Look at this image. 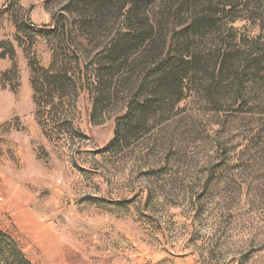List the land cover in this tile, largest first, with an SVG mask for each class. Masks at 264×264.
Instances as JSON below:
<instances>
[{"label": "rangeland", "instance_id": "rangeland-1", "mask_svg": "<svg viewBox=\"0 0 264 264\" xmlns=\"http://www.w3.org/2000/svg\"><path fill=\"white\" fill-rule=\"evenodd\" d=\"M0 264H264V0H0Z\"/></svg>", "mask_w": 264, "mask_h": 264}, {"label": "trees", "instance_id": "trees-1", "mask_svg": "<svg viewBox=\"0 0 264 264\" xmlns=\"http://www.w3.org/2000/svg\"><path fill=\"white\" fill-rule=\"evenodd\" d=\"M100 1L102 0H94L96 5H99ZM132 31L130 33L124 32L119 37H117L113 43L110 44L108 49V58H110V60L117 61L127 58L129 59L130 53L140 44L146 42V40L148 39L147 37L148 34L145 35L143 31L137 32L136 29H132ZM147 47H149V45H147L144 49L147 50ZM174 57L175 56L172 55L170 52L166 53L165 51H163V53L161 54L159 53L158 55V60H157L158 62L156 66L158 69V73L162 77L161 79L158 80L157 85L160 88H168L165 85L170 84L175 77L177 78V80L178 79L180 80V77L178 76L179 73L176 67L177 66L175 61L176 58ZM182 62L186 64L191 63L189 61H182ZM149 96L147 100L139 108H144V107L146 108L147 106L155 102L154 98H150ZM128 116L129 114L126 115V117ZM126 124L130 128H132L133 126V123L129 118L128 121H126Z\"/></svg>", "mask_w": 264, "mask_h": 264}]
</instances>
